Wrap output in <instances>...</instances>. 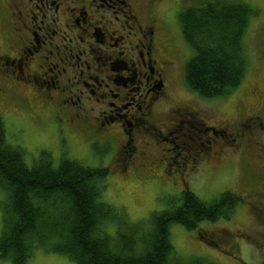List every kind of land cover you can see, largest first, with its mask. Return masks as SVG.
Here are the masks:
<instances>
[{"label":"flooded vegetation","instance_id":"1","mask_svg":"<svg viewBox=\"0 0 264 264\" xmlns=\"http://www.w3.org/2000/svg\"><path fill=\"white\" fill-rule=\"evenodd\" d=\"M162 1L0 0L6 36L13 40L0 50V99L17 90L40 122L58 119L86 131L91 144L103 146L109 156L108 169L133 172L154 164L158 173L180 172L235 146L245 156L243 166L254 165L256 171L250 170L259 174L260 188L247 195V203L260 228L252 240L264 264V46L256 87L235 110H245L243 118L216 119L217 131L206 127L211 119H202L194 107L164 110L172 99L173 61L170 22L156 10ZM87 100L94 102L87 106ZM178 114L184 116L179 124ZM198 118L201 129L188 124ZM193 130L207 136L205 143L195 146L185 139ZM175 133L180 146L169 138ZM237 236L251 237L241 231Z\"/></svg>","mask_w":264,"mask_h":264},{"label":"trees","instance_id":"2","mask_svg":"<svg viewBox=\"0 0 264 264\" xmlns=\"http://www.w3.org/2000/svg\"><path fill=\"white\" fill-rule=\"evenodd\" d=\"M257 15L245 3L220 0L181 12L182 35L193 51L184 70L192 91L213 99L242 84L248 70L245 38ZM24 154L7 143L0 116V189L7 196L0 258L11 264H27L38 249L66 255L73 264H172V225L198 231L201 238L202 223L231 219L243 201L240 195L225 192L207 203L184 188L178 206L127 225L101 200L109 169L83 167L65 158L54 167L48 153H41L29 167ZM106 222L117 223L115 240L104 232ZM213 239L206 242L214 246Z\"/></svg>","mask_w":264,"mask_h":264},{"label":"rangeland","instance_id":"3","mask_svg":"<svg viewBox=\"0 0 264 264\" xmlns=\"http://www.w3.org/2000/svg\"><path fill=\"white\" fill-rule=\"evenodd\" d=\"M101 1L108 4L112 1L116 5L122 2V0ZM213 1L216 0H163L157 5L156 10L160 17L164 16L170 22L167 34L172 46V53L169 55L173 61L172 99L164 103L163 109L166 110L174 105L183 106V104L194 107L201 112L202 119H211L206 127L216 128L218 131L219 128L214 124L216 119H226L231 123L232 119H236L239 114L242 118L245 116V110L242 113L235 112V110L243 105L246 97L256 87L263 66L261 52L264 46V0H220L245 3L257 10L259 15L251 18L245 38L248 70L242 84L225 97L205 99L192 91L185 82V65L193 56V51L183 38L179 17L181 12L188 7H196ZM145 5L146 3L143 4L142 17L147 11ZM3 19L4 9L1 6L0 50L6 51L13 40L6 36V24ZM140 36L139 34L141 39ZM116 38L118 35L115 36ZM168 49L170 50V47ZM6 94L0 99V116L5 124L6 141L9 145L24 150L25 161L29 167L39 160L41 153H48L52 156L54 167H57L60 160L65 158L77 161L83 167L108 169L109 156L105 153L103 146L91 144V138L86 131L73 129L67 126L66 122L58 119L51 121L44 119V122H40L27 107L19 91L8 90ZM92 102L94 101H88L87 106H90ZM231 113L233 117L230 116ZM172 115L174 114H169L171 118ZM175 120L179 124L184 121V116L178 114ZM202 121L198 118L188 124L201 129ZM115 128L118 129V127ZM110 130L108 128V131ZM102 134L104 132L100 133ZM185 135V139L195 146L207 140V136H202L197 130L186 132ZM176 136L178 135L175 133L169 138L175 142V145L180 146L181 143L178 144ZM179 141L182 142V139ZM162 147L172 148L168 144ZM236 150L235 146H225V152L220 154L221 156L213 154L211 158L209 157L210 159L208 158V162L207 159L202 158L198 163L190 164L185 171L172 170V173L168 174L158 173L154 164L146 166L142 164V168L135 169L133 172L109 168V175L105 180L106 190L101 200L113 207L127 225H137L140 221L148 220L153 213L178 206L181 203V193L184 188L190 189L201 201L207 203L213 202L225 192L240 195L243 201L233 212L231 219H221L214 223L204 222L199 226L202 239L198 231H188L181 225L170 227V242L174 248L171 256L172 264H193L198 260L211 264H259L263 254L252 238L258 239L260 228L250 216L251 212L247 203V195L252 194L256 188H260L255 184L259 174L252 172L256 171V166L250 167L252 171L243 166L245 156L238 154ZM213 151H216L215 148ZM6 200V193L0 189V235L2 208ZM103 230L115 240L118 230L117 223L106 222ZM239 231L250 233L251 237L249 236V239L240 238L237 236ZM212 237L215 240L213 241L214 246L206 242L208 239L212 241ZM0 264H11V262L0 258ZM27 264L73 263L66 255L38 249Z\"/></svg>","mask_w":264,"mask_h":264}]
</instances>
